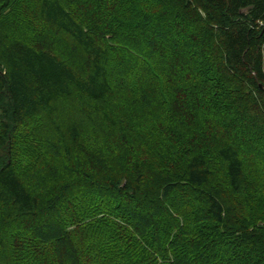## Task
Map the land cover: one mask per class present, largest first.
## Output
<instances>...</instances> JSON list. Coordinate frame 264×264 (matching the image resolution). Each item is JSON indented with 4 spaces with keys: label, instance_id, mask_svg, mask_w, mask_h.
I'll use <instances>...</instances> for the list:
<instances>
[{
    "label": "trees",
    "instance_id": "16d2710c",
    "mask_svg": "<svg viewBox=\"0 0 264 264\" xmlns=\"http://www.w3.org/2000/svg\"><path fill=\"white\" fill-rule=\"evenodd\" d=\"M19 1L0 264H264V0H37L63 51Z\"/></svg>",
    "mask_w": 264,
    "mask_h": 264
},
{
    "label": "rangeland",
    "instance_id": "374dc122",
    "mask_svg": "<svg viewBox=\"0 0 264 264\" xmlns=\"http://www.w3.org/2000/svg\"><path fill=\"white\" fill-rule=\"evenodd\" d=\"M74 3L76 4V5H74L75 8L77 9L78 12H80L81 9L79 8V5L77 4L76 1H74ZM14 9H15L14 13L13 14L10 13L8 15V18L10 19V22L14 25V27L18 30H21V32H24L27 35V37L33 36L36 39L37 43L45 45V46H49L47 44L52 40L53 41L58 40V42L60 43L58 48H60L61 51L66 50L68 48L67 42L61 37V35H58L59 34L58 31L54 28H49V27L40 28L33 33H31L30 31L28 33L25 32L24 26L28 23L27 18H29V19L32 18V20L34 22H40L39 20H37V18L32 17V13L35 12V10L37 9V0H20L16 4ZM36 13H37V11H36ZM188 29L192 33L198 34V32H197L196 28H194V26L191 25ZM52 36H54V38H52ZM68 52H73V50L68 51ZM180 63L185 64L184 61H181ZM121 134L123 136H125L123 133H121ZM122 135L120 137H123ZM113 138H117L118 140H120L116 136H113ZM129 139L133 140L132 138H129ZM129 139L125 138V142L129 141ZM106 144H110V143H108V141H107Z\"/></svg>",
    "mask_w": 264,
    "mask_h": 264
}]
</instances>
